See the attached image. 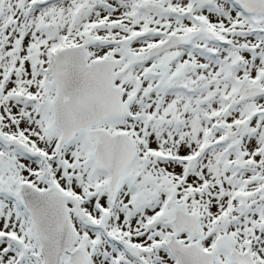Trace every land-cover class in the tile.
Masks as SVG:
<instances>
[{"label": "snow or ice", "instance_id": "obj_1", "mask_svg": "<svg viewBox=\"0 0 264 264\" xmlns=\"http://www.w3.org/2000/svg\"><path fill=\"white\" fill-rule=\"evenodd\" d=\"M0 264H264V0H0Z\"/></svg>", "mask_w": 264, "mask_h": 264}]
</instances>
